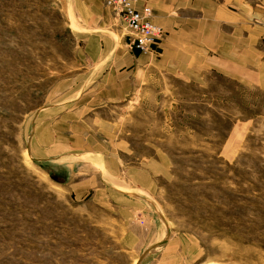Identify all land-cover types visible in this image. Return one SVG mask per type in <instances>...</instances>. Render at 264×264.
<instances>
[{
  "label": "rangeland",
  "instance_id": "1",
  "mask_svg": "<svg viewBox=\"0 0 264 264\" xmlns=\"http://www.w3.org/2000/svg\"><path fill=\"white\" fill-rule=\"evenodd\" d=\"M75 29L58 0H0V264H145L115 216L31 154L37 112L82 83ZM153 78L150 111L145 89L112 117L169 160L152 209L155 240L176 245L169 264H264V94Z\"/></svg>",
  "mask_w": 264,
  "mask_h": 264
},
{
  "label": "crops",
  "instance_id": "2",
  "mask_svg": "<svg viewBox=\"0 0 264 264\" xmlns=\"http://www.w3.org/2000/svg\"><path fill=\"white\" fill-rule=\"evenodd\" d=\"M58 1L83 42L82 83L37 112L31 154L59 168L53 179L75 201L115 216L123 246L145 251L139 262L169 264L176 245L155 240L152 216L159 181L170 177L169 160L150 139L124 133L112 114L145 89L150 111L157 74L197 86L221 77L264 94V0H147L164 38L143 52L129 45L103 0Z\"/></svg>",
  "mask_w": 264,
  "mask_h": 264
},
{
  "label": "built area",
  "instance_id": "3",
  "mask_svg": "<svg viewBox=\"0 0 264 264\" xmlns=\"http://www.w3.org/2000/svg\"><path fill=\"white\" fill-rule=\"evenodd\" d=\"M141 2L142 10L135 5ZM105 7L124 29L129 45L141 52L152 51L155 44L164 38L161 27L152 22V11L147 0H103Z\"/></svg>",
  "mask_w": 264,
  "mask_h": 264
}]
</instances>
